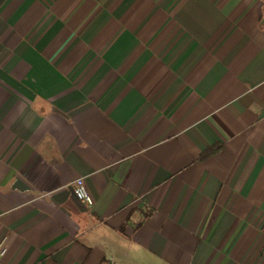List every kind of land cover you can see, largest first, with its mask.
I'll return each mask as SVG.
<instances>
[{"label":"crops","instance_id":"obj_1","mask_svg":"<svg viewBox=\"0 0 264 264\" xmlns=\"http://www.w3.org/2000/svg\"><path fill=\"white\" fill-rule=\"evenodd\" d=\"M1 238L0 264H264V0H0Z\"/></svg>","mask_w":264,"mask_h":264},{"label":"built area","instance_id":"obj_2","mask_svg":"<svg viewBox=\"0 0 264 264\" xmlns=\"http://www.w3.org/2000/svg\"><path fill=\"white\" fill-rule=\"evenodd\" d=\"M73 196L74 198L87 206L91 205V199L87 193L86 187L84 185V182L82 179H76L73 182ZM5 253V246L3 244V238L0 239V258L4 255Z\"/></svg>","mask_w":264,"mask_h":264},{"label":"trees","instance_id":"obj_3","mask_svg":"<svg viewBox=\"0 0 264 264\" xmlns=\"http://www.w3.org/2000/svg\"><path fill=\"white\" fill-rule=\"evenodd\" d=\"M211 152H212V150H211V149H209V150H206V151H205V153L203 154V156H204V155H208V154H210Z\"/></svg>","mask_w":264,"mask_h":264}]
</instances>
